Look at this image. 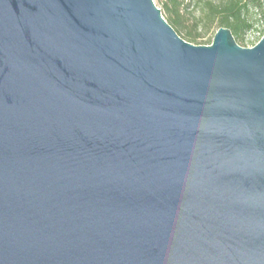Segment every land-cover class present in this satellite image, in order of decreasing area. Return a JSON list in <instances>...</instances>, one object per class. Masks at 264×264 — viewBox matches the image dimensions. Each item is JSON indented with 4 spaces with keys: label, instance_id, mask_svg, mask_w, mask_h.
<instances>
[{
    "label": "water",
    "instance_id": "95a60500",
    "mask_svg": "<svg viewBox=\"0 0 264 264\" xmlns=\"http://www.w3.org/2000/svg\"><path fill=\"white\" fill-rule=\"evenodd\" d=\"M0 264H264V33L0 0Z\"/></svg>",
    "mask_w": 264,
    "mask_h": 264
},
{
    "label": "trees",
    "instance_id": "16d2710c",
    "mask_svg": "<svg viewBox=\"0 0 264 264\" xmlns=\"http://www.w3.org/2000/svg\"><path fill=\"white\" fill-rule=\"evenodd\" d=\"M184 1L166 0L163 3L165 9L164 19L182 39L193 44H209L211 39L203 41L202 38L211 28L216 27L217 30L220 27H226L231 30L237 43L245 46L243 34L251 27V23L245 15L248 6L253 5L258 8L261 17L264 19L261 0H188L185 3L187 6L193 1L197 6L200 5V8L197 11L198 15L194 18L195 22L192 28L186 29ZM263 33L264 29L260 37ZM260 37H258L257 41Z\"/></svg>",
    "mask_w": 264,
    "mask_h": 264
},
{
    "label": "rangeland",
    "instance_id": "374dc122",
    "mask_svg": "<svg viewBox=\"0 0 264 264\" xmlns=\"http://www.w3.org/2000/svg\"><path fill=\"white\" fill-rule=\"evenodd\" d=\"M166 0H153L154 4L160 8L161 14L165 16V9L163 3ZM188 0L184 1V4L187 3ZM217 1V0H215ZM189 4V3H188ZM184 10V19H185V27L186 29L192 28L194 18L198 15L197 11L200 8V5H196L193 1L187 6V4L183 5ZM245 15L248 21L251 23V27L246 30L243 34L244 44L243 47H250L252 43H256L258 37H260L262 30L264 29V19L261 17L258 8L254 7L253 5H249ZM216 32V27H212L211 30L202 38L203 41L208 39L212 40L214 33ZM234 37V36H233ZM235 39V37H234ZM236 41V39H235ZM237 42V41H236ZM254 43V44H255Z\"/></svg>",
    "mask_w": 264,
    "mask_h": 264
}]
</instances>
